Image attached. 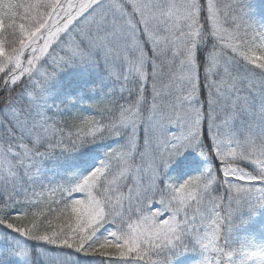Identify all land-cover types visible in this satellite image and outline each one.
I'll list each match as a JSON object with an SVG mask.
<instances>
[{
  "label": "snow or ice",
  "instance_id": "6c2138e0",
  "mask_svg": "<svg viewBox=\"0 0 264 264\" xmlns=\"http://www.w3.org/2000/svg\"><path fill=\"white\" fill-rule=\"evenodd\" d=\"M188 253L264 264L251 0H0V264Z\"/></svg>",
  "mask_w": 264,
  "mask_h": 264
},
{
  "label": "trees",
  "instance_id": "16d2710c",
  "mask_svg": "<svg viewBox=\"0 0 264 264\" xmlns=\"http://www.w3.org/2000/svg\"><path fill=\"white\" fill-rule=\"evenodd\" d=\"M251 4H252V13L254 17L257 20L264 21V0H251ZM245 230L250 231L251 230L250 226ZM195 258L196 257L194 253L185 254L184 256L179 258V264H182L183 262L185 263L186 261L189 260H194Z\"/></svg>",
  "mask_w": 264,
  "mask_h": 264
},
{
  "label": "rangeland",
  "instance_id": "374dc122",
  "mask_svg": "<svg viewBox=\"0 0 264 264\" xmlns=\"http://www.w3.org/2000/svg\"><path fill=\"white\" fill-rule=\"evenodd\" d=\"M195 260V259H194ZM194 260H189V261H186L185 263L183 262L182 264H193V261Z\"/></svg>",
  "mask_w": 264,
  "mask_h": 264
}]
</instances>
